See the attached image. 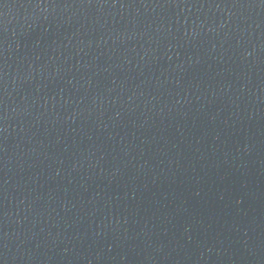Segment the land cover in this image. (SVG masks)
<instances>
[{"label": "water", "instance_id": "water-1", "mask_svg": "<svg viewBox=\"0 0 264 264\" xmlns=\"http://www.w3.org/2000/svg\"><path fill=\"white\" fill-rule=\"evenodd\" d=\"M0 264H264V0H0Z\"/></svg>", "mask_w": 264, "mask_h": 264}]
</instances>
